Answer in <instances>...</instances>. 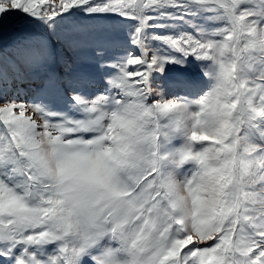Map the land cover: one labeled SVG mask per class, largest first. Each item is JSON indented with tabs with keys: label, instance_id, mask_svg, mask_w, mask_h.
I'll list each match as a JSON object with an SVG mask.
<instances>
[{
	"label": "snow or ice",
	"instance_id": "6c2138e0",
	"mask_svg": "<svg viewBox=\"0 0 264 264\" xmlns=\"http://www.w3.org/2000/svg\"><path fill=\"white\" fill-rule=\"evenodd\" d=\"M0 264H264V0H0Z\"/></svg>",
	"mask_w": 264,
	"mask_h": 264
},
{
	"label": "rangeland",
	"instance_id": "374dc122",
	"mask_svg": "<svg viewBox=\"0 0 264 264\" xmlns=\"http://www.w3.org/2000/svg\"><path fill=\"white\" fill-rule=\"evenodd\" d=\"M9 23L12 24V23H14V21H10Z\"/></svg>",
	"mask_w": 264,
	"mask_h": 264
}]
</instances>
